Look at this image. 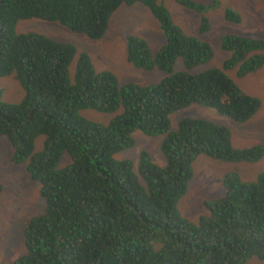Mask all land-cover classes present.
Masks as SVG:
<instances>
[{
    "label": "trees",
    "instance_id": "16d2710c",
    "mask_svg": "<svg viewBox=\"0 0 264 264\" xmlns=\"http://www.w3.org/2000/svg\"><path fill=\"white\" fill-rule=\"evenodd\" d=\"M160 1L0 0V77L12 74L23 92L16 103L0 101V136L12 148L10 161L24 163L44 200L43 211L20 227L24 252L12 264L264 261V171L249 182L224 174L223 194L203 200L205 213L195 222L176 208L196 156L254 162L264 156V143L236 149L225 126L199 117L182 116L170 129V113L191 104L236 123L254 114L259 100L241 91L226 70L236 66L243 76L264 67V38L221 34L219 45L229 56L220 68L199 69L211 47L184 34ZM174 1L198 14L197 34L207 31L211 4ZM135 2L157 21L163 42L152 52L144 39L123 32L124 57L135 69H156L152 83H119L112 72L95 70L72 43L14 30L19 20L49 21L96 40L112 12ZM223 19L236 24L240 15L225 8ZM177 60L183 69H174ZM86 109L112 116L96 123L79 113ZM134 132L162 136L163 165L144 149L135 172L128 159L114 158L133 146ZM38 136L41 148L35 150Z\"/></svg>",
    "mask_w": 264,
    "mask_h": 264
},
{
    "label": "rangeland",
    "instance_id": "374dc122",
    "mask_svg": "<svg viewBox=\"0 0 264 264\" xmlns=\"http://www.w3.org/2000/svg\"><path fill=\"white\" fill-rule=\"evenodd\" d=\"M211 4L206 10L208 29L202 34L196 33L198 14L183 8L174 0H161L173 23L186 35H195L206 41L211 47L210 58L198 66L220 68V63L229 56L219 45V36L237 33L250 37L264 38V0H194ZM211 6H214L211 8ZM225 8L240 15L239 23L232 24L223 19ZM16 33H39L55 41L70 42L76 53L85 52L92 61L95 70L105 69L112 72L118 82L152 83L159 73L156 69L144 71L135 69L125 61V49L121 34L127 32L144 39L148 48L154 52L163 42V35L157 21L145 6L135 2L129 6H120L108 18L103 36L97 40H87L80 34H73L56 22L38 20H19L14 26ZM174 69H183L179 60ZM237 67L226 70V74L236 86L249 95L257 97L259 107L247 120L236 123L226 117H220L208 107L191 104L181 110L170 113V129H175L177 120L182 116L199 117L223 125L229 132L230 145L236 149L264 143V67H259L243 76H237ZM71 75L72 66L68 68ZM22 89L13 75L0 77V101L16 103L22 97ZM86 119L105 124L112 114H103L91 109L79 111ZM133 146L114 154V158H124L131 162L135 172L137 156L144 149L151 160L163 165L160 153V136H146L134 132ZM42 136L34 141L35 150L41 148ZM12 148L5 137L0 136V264H10L18 254L24 252L22 242H13L7 229L37 215L44 207L39 196L38 183L28 178L24 163L10 161ZM193 175L187 182L185 194L177 202L179 214L190 222L205 213L203 200H210L223 194L221 177L226 173H235L241 181H254L264 171V156L254 162L240 160L236 162L219 161L206 155H198L192 162ZM19 250V251H18ZM18 252V253H17ZM245 264H264V261L250 257Z\"/></svg>",
    "mask_w": 264,
    "mask_h": 264
},
{
    "label": "clouds",
    "instance_id": "9594fccd",
    "mask_svg": "<svg viewBox=\"0 0 264 264\" xmlns=\"http://www.w3.org/2000/svg\"><path fill=\"white\" fill-rule=\"evenodd\" d=\"M97 40V39H96ZM89 60H90V62H91V64H92V61H91V59L89 58ZM93 65V64H92ZM71 66H72V64H71ZM39 189V188H38ZM39 193V192H38ZM40 196V195H39ZM41 197V196H40ZM42 198V197H41ZM44 208V207H43ZM43 211V209L41 210V212ZM41 212H39V213H41ZM38 213V214H39ZM27 221L28 220H26V221H23V222H21V223H19V224H17V226L15 227V228H11V229H7L6 231H8L10 234H11V238H12V240H13V242H22L23 243V237H22V234H21V231H20V227L22 226V224L23 223H27ZM19 251V250H18ZM18 253V252H17ZM18 255H20V254H18ZM18 255H16L12 260H11V262H10V264H12L13 263V261L16 259V257L18 256Z\"/></svg>",
    "mask_w": 264,
    "mask_h": 264
}]
</instances>
